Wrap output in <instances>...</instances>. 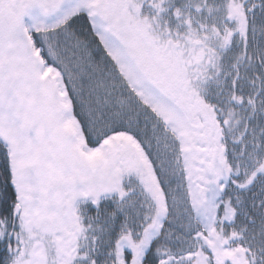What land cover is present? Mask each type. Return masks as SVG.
<instances>
[{"label": "snow or ice", "instance_id": "6c2138e0", "mask_svg": "<svg viewBox=\"0 0 264 264\" xmlns=\"http://www.w3.org/2000/svg\"><path fill=\"white\" fill-rule=\"evenodd\" d=\"M0 264H264V0H0Z\"/></svg>", "mask_w": 264, "mask_h": 264}]
</instances>
